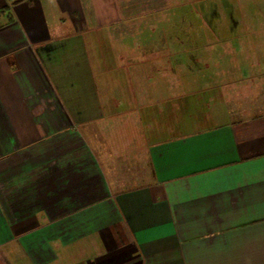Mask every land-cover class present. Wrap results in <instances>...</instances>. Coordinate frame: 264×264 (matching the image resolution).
<instances>
[{"label": "crops", "instance_id": "obj_1", "mask_svg": "<svg viewBox=\"0 0 264 264\" xmlns=\"http://www.w3.org/2000/svg\"><path fill=\"white\" fill-rule=\"evenodd\" d=\"M232 16L0 0V264H264V57L217 61Z\"/></svg>", "mask_w": 264, "mask_h": 264}, {"label": "rangeland", "instance_id": "obj_2", "mask_svg": "<svg viewBox=\"0 0 264 264\" xmlns=\"http://www.w3.org/2000/svg\"><path fill=\"white\" fill-rule=\"evenodd\" d=\"M216 4L218 9L224 10L220 6L222 3L217 2ZM262 9H264V2L262 1L233 0L230 2L228 0V11H231L233 16L231 19H225L224 23H220L224 27L219 28L216 38L218 41L223 42V48L216 51L218 54L222 53L221 58L217 61H226L224 60L225 52L227 53L226 56L230 58L229 61H240L241 58L246 60L243 57H248L249 60L255 61L256 58L264 57V18L256 17L258 11ZM228 21L230 26L228 27V33H225V26ZM237 26H239V30H237ZM241 26L242 28H240ZM226 41H228V44ZM213 53H215L214 49L207 48L198 51L196 54L187 50L185 61H192L190 59L195 56H197L196 61L198 59H200L199 61H212Z\"/></svg>", "mask_w": 264, "mask_h": 264}]
</instances>
